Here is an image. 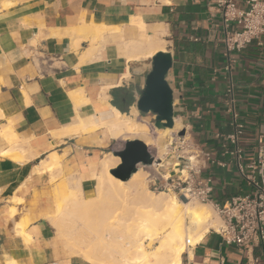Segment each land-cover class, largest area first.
<instances>
[{
    "label": "crops",
    "instance_id": "obj_1",
    "mask_svg": "<svg viewBox=\"0 0 264 264\" xmlns=\"http://www.w3.org/2000/svg\"><path fill=\"white\" fill-rule=\"evenodd\" d=\"M224 29L219 0H0V264H89L68 253L55 223L72 197L97 195L128 140L145 141L116 136L119 125L85 129L136 107L152 63L128 59L133 41L156 39L172 54L174 118L210 154L199 161L212 178L211 204L251 191L238 159L245 167L256 159L264 136V37L228 51ZM231 84L240 156L229 139ZM121 99L126 111L114 105ZM179 264H264V241L240 248L212 229Z\"/></svg>",
    "mask_w": 264,
    "mask_h": 264
},
{
    "label": "bare ground",
    "instance_id": "obj_2",
    "mask_svg": "<svg viewBox=\"0 0 264 264\" xmlns=\"http://www.w3.org/2000/svg\"><path fill=\"white\" fill-rule=\"evenodd\" d=\"M131 46L132 53L128 55L130 60L152 58L160 49L164 50L163 43L156 39H150L147 43L133 41ZM129 74V72L125 73L119 84L128 79ZM102 124L110 127L119 125L133 137H145V142L156 150L158 156L171 151L174 140L171 133L178 132L180 127L175 123L173 128H165L162 134L152 137L150 126L140 120L136 107L131 113L115 109L109 119H91L85 129L96 128ZM167 137L169 138L167 143L162 144L161 138ZM194 159L196 158L191 159L192 162ZM161 161L157 158L155 164ZM109 163L112 164L110 161ZM147 174L146 169L139 166L133 174V177L137 176L138 187L131 196L129 195L130 197L126 196L128 187L125 181L107 171L99 176L95 197L85 199L84 196L83 200L76 192L82 200L76 198L75 194V196L71 195L74 196L70 199L71 202L67 203L68 199L65 200L67 201L66 209H64L65 206L61 208L62 215L55 225L59 228L57 232L60 233L70 255H79L89 264H179L187 245H191V240L185 235L186 226L183 225L182 215L187 216L194 226H204L197 240L208 231V228L215 226L210 220L209 212L195 207L191 200L184 198L182 202H179L175 196L164 191L156 193L151 190ZM77 188L79 187L74 190H78V193L80 189H83L81 186L80 189ZM126 211L130 216L126 217V215L125 218L123 213ZM182 211L183 214L180 215ZM155 218L168 220L167 226L163 228V236L156 228ZM123 220L128 223L125 225ZM79 222L82 225L78 226Z\"/></svg>",
    "mask_w": 264,
    "mask_h": 264
},
{
    "label": "built area",
    "instance_id": "obj_3",
    "mask_svg": "<svg viewBox=\"0 0 264 264\" xmlns=\"http://www.w3.org/2000/svg\"><path fill=\"white\" fill-rule=\"evenodd\" d=\"M219 3L223 10L224 43L228 51H241L255 40L261 43L264 37V0H249L247 8H241L236 0H219ZM228 92L232 96L228 100V106L234 128L229 139L236 146L233 153L239 155L242 151L238 143L244 125L238 122L233 84ZM171 149L176 154V159L180 157L178 169L173 166L169 177L162 174L161 177H153L151 186L157 191H172L188 200L211 204L212 178L204 175L199 161L201 156L210 159V154L202 152L199 145L187 134L178 135V139L173 140ZM225 152L230 153L229 148ZM152 154L155 160L149 167H155L157 161L155 153ZM192 158H196V161L192 162ZM238 165L252 187L251 191L234 195L224 203H214L213 206L222 220L219 233L227 243L243 248L264 241V136L260 139L256 159L246 167L238 159Z\"/></svg>",
    "mask_w": 264,
    "mask_h": 264
},
{
    "label": "water",
    "instance_id": "obj_4",
    "mask_svg": "<svg viewBox=\"0 0 264 264\" xmlns=\"http://www.w3.org/2000/svg\"><path fill=\"white\" fill-rule=\"evenodd\" d=\"M173 65L170 51H158L152 58V66L146 76L144 87L135 101L141 113L155 115V127L159 129L173 128L174 118V89L167 80L169 70ZM186 131L181 130L180 135ZM121 158V164L111 170V173L122 181H128L138 170L139 166H151L154 163L148 144L142 139H130L124 149L115 152Z\"/></svg>",
    "mask_w": 264,
    "mask_h": 264
},
{
    "label": "rangeland",
    "instance_id": "obj_5",
    "mask_svg": "<svg viewBox=\"0 0 264 264\" xmlns=\"http://www.w3.org/2000/svg\"><path fill=\"white\" fill-rule=\"evenodd\" d=\"M120 30L121 29H118V31H120ZM126 37H127V35H126L125 32H119L118 33V37H117V41L121 42ZM165 48H166V46H165ZM149 62L152 63V58H149ZM136 108H137V106H136ZM137 110H138V108H137ZM142 117L141 118L143 120H145V122L152 123V125L150 123L148 124L150 126V127L149 126L148 127H149V129L151 131L150 135H152V137H156L158 134H162L164 132L165 129H156L157 127H155V125H154V122H155V115L154 114H152V113H143ZM112 129H114V132L116 133V136H118V137L123 136V135L124 136H132V134L126 133V131H124L120 126H115V128H112ZM115 129H117V131H115ZM155 129H156V132H155ZM178 135H180V130L178 132H176V133L175 132L171 133V137L173 136L174 140L176 138L178 139ZM138 137H140V136H138ZM188 137H190V136L188 135ZM141 138L145 139V137H141ZM170 140H172V139L170 138ZM145 141H146V139H145ZM155 155H156L157 158H160L162 160L160 163L154 164L155 167H149V166H147V167L146 166H142V167H144L146 169L147 173H148L147 174V178H148V184L150 186V189L155 191L156 193H158V192H161V191H157L151 186V179H153V177H161V174L164 175V176H169V174L172 173L171 169H172L173 166H175V168L178 169V165L179 164H177V163H179L178 162L179 158L176 159V156H175L176 154L173 152V149H171V151L168 152L165 155L162 154L161 156H158L157 153ZM195 161H196V159H194V162ZM174 163H175V165H174ZM125 185L128 187L127 188L128 191L126 192V194H127L126 196L127 197L129 195L131 196L132 192L135 191V189H137V187H138L137 176L136 177L132 176L128 181H125ZM164 192H166V193H168V194H170L172 196H175L178 199L179 202H182L183 199H184L182 196H180L179 194H177L175 192H172V191L171 192L164 191ZM191 203H192V205H194L195 207H197L199 209H204V210L208 211L209 214L211 215V217H210L211 219L210 220L215 226L208 228V231L212 230V229H216V230L219 229L220 225L222 224V220H221L220 216L218 215L216 209L214 208V206L212 204L203 203V202H200L198 200H191ZM128 213L129 212L126 211L125 213H123V216L125 217L127 215L126 217H129L130 215ZM179 214L182 215L183 211L180 212ZM182 221H183L184 227L186 226L185 227V235L188 236V239L191 240V244H194L197 241V238L199 237L200 233L204 229V226H200V227L199 226L198 227L194 226L193 224H191L190 220L185 215H182ZM123 222H124V220H123ZM125 223H128V222H124V224ZM166 223H168V220H166V219L155 218L156 228H157L159 234L162 235V236L164 235L163 228L165 226H167ZM157 245H158V243H157Z\"/></svg>",
    "mask_w": 264,
    "mask_h": 264
},
{
    "label": "trees",
    "instance_id": "obj_6",
    "mask_svg": "<svg viewBox=\"0 0 264 264\" xmlns=\"http://www.w3.org/2000/svg\"><path fill=\"white\" fill-rule=\"evenodd\" d=\"M122 99L119 100V102H114V105H116L120 110L126 111L122 106H121Z\"/></svg>",
    "mask_w": 264,
    "mask_h": 264
}]
</instances>
